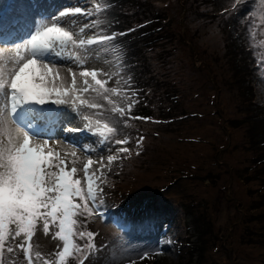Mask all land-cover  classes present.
<instances>
[{"label":"rangeland","instance_id":"rangeland-1","mask_svg":"<svg viewBox=\"0 0 264 264\" xmlns=\"http://www.w3.org/2000/svg\"><path fill=\"white\" fill-rule=\"evenodd\" d=\"M142 1L152 10V23L161 24L162 38L119 71L115 52L122 34L115 36L116 16L108 0H0L5 77L16 67L17 52L24 55L17 45L37 28L50 27L66 8L87 13L72 17L74 26L58 25L77 38L114 35L67 50L81 57L84 68L98 70L95 79L105 82L99 94L93 77L80 75V61L58 65V75L49 73L36 84L33 77L43 71L37 58L21 76L37 90L65 89L60 98L68 100L56 105L53 94L45 105H36L59 111L37 116L32 123L43 134L30 132L31 143L42 154L46 149L59 154L69 169L75 166L85 190L90 156L89 168L97 172V201L88 197L90 211L81 209L75 217L74 244L82 251L66 254L64 264H264V0ZM139 22L135 17L125 26ZM124 38L123 45L134 41ZM236 63L244 76L236 73ZM69 68L76 74L75 87ZM10 103L0 97L5 145L17 127L6 112ZM131 104L139 105L138 113L131 112ZM105 124L115 129L105 130L110 140L129 142L105 151L97 142L101 137L93 135ZM139 137L143 141L137 146ZM120 148L129 152L121 154ZM110 154L118 159L109 162ZM145 195L157 207L138 217L126 212ZM11 230L14 236L15 225ZM56 230L50 225L45 236L38 222L26 251L19 247L27 239L23 233L15 239L6 235L0 264H29L28 256L31 264H59L63 241L52 238Z\"/></svg>","mask_w":264,"mask_h":264},{"label":"snow or ice","instance_id":"snow-or-ice-1","mask_svg":"<svg viewBox=\"0 0 264 264\" xmlns=\"http://www.w3.org/2000/svg\"><path fill=\"white\" fill-rule=\"evenodd\" d=\"M87 13L81 7L66 8L59 13V17L54 20L51 26H45L43 29L37 28L26 43L17 45V48H23L24 55L21 57L17 52L18 59L15 61L16 67L7 73L5 77V66L0 53V97L10 99V109L6 112L10 115L12 123L17 125L15 136L8 133L7 145L0 140V253L7 236L24 234L27 239L19 245L22 250L26 251L25 246L30 245V239L34 235L38 222H42L43 233L45 236L50 233V225L56 227L52 238L63 241L62 251H58L59 264H64V257L70 252L82 251L74 244V237L77 233L73 231L76 226L75 217L82 209L84 213L90 211L88 197H91L92 203L97 201L96 188L94 191V181L97 179V172L89 168L93 164L91 156L84 165V180L86 181V190L81 186V179L76 177L77 168L67 167V162L59 156L53 154L51 149H46L42 154L40 146H34L31 143L29 135H42L38 127H34L33 121L40 116L44 118L45 112L55 113L59 110L49 108L47 110H38L36 105H45L46 101L51 100L53 94L57 97L53 103L56 105L68 103L67 99H62L65 89L57 87H44V90H37L21 80L25 69L30 64L39 63L42 66V75L34 76L33 82H39L48 77L49 73L58 75V65L68 62L80 61L79 67L84 68L81 57L73 55L67 51L69 48H84L86 45L100 44L112 37L101 35L98 38L82 39L77 38L73 31L67 28L58 27L60 23L75 25L72 17ZM67 17V20L62 18ZM83 28L80 29L83 32ZM61 33V34H52ZM59 49V50H57ZM72 76V85H76V74L71 68L68 69ZM98 74L97 69H86L80 72L83 77L89 75L95 80V91L101 93L104 81L95 79ZM87 90V89H85ZM84 102L81 101V104ZM89 107L100 108V105H89ZM121 115L123 112L121 111ZM7 115L5 119H7ZM135 119L148 120V117H135ZM27 129V130H25ZM81 128H69L68 131H84ZM91 131L89 127L87 129ZM114 133V128H109L107 124L103 128H97L93 135L98 134L101 139L97 142L105 146V151H110L111 144L123 145L128 143L127 140H110L105 134ZM143 137L136 140L137 146L142 143ZM85 151H88L85 147ZM121 154L128 153L126 148H120ZM139 153L137 152V155ZM74 155V154H73ZM103 159V157L101 158ZM109 162L118 159L117 156L108 155ZM102 172V169H101ZM15 225V235H12L11 226ZM85 233H79L83 237ZM87 235L91 236L92 233ZM12 252V248H8ZM146 255V254H145ZM31 264V256H28ZM81 264L83 262L81 261Z\"/></svg>","mask_w":264,"mask_h":264},{"label":"trees","instance_id":"trees-1","mask_svg":"<svg viewBox=\"0 0 264 264\" xmlns=\"http://www.w3.org/2000/svg\"><path fill=\"white\" fill-rule=\"evenodd\" d=\"M106 4L108 6H113V12L116 16L115 36H117V34H122L119 38L120 40L116 42L119 43V51L115 52L116 61L121 65L118 70L121 71L122 64L125 61L132 60V62H137L134 58H142L145 54V49L154 44L152 41L157 40L158 42V39L160 40L162 38V26L161 24L152 23L150 20L152 18V10L149 5L142 0H108ZM135 17L140 20L137 26H125L132 22V19ZM154 19L160 20V17H156ZM123 38L124 40L132 39L134 41L129 43L130 45H123L121 44ZM244 59L246 58L244 57ZM136 65H134V67ZM235 71L239 76H241L242 73L244 76V70L240 69L238 64L236 65ZM131 106L132 113L139 112V105L135 106L131 104ZM134 107L136 109H134ZM253 143L255 144V142ZM257 160L261 161L262 159L257 158ZM262 204L263 201L260 202V205ZM182 205L186 213L188 215H192L188 204ZM153 207H157L154 203L153 197L145 195L143 198L138 199L133 206L127 207L128 209H126V212H131L132 215H136V217H138L142 214V211L151 210ZM116 216L119 217L120 220H124L122 216H118V214Z\"/></svg>","mask_w":264,"mask_h":264},{"label":"bare ground","instance_id":"bare-ground-1","mask_svg":"<svg viewBox=\"0 0 264 264\" xmlns=\"http://www.w3.org/2000/svg\"><path fill=\"white\" fill-rule=\"evenodd\" d=\"M64 2H65V0H64ZM25 10H27L28 11V13H30L31 12V10L30 9H25ZM62 10V9H61ZM30 11V12H29ZM56 12H57V10H55V11H52L51 10V13H50V15H54V14H56ZM31 14V13H30ZM33 14V13H32ZM2 15V14H1ZM52 24V23H51ZM51 24H50V26H51ZM0 40L1 41H4L3 39H2V37L0 36Z\"/></svg>","mask_w":264,"mask_h":264}]
</instances>
